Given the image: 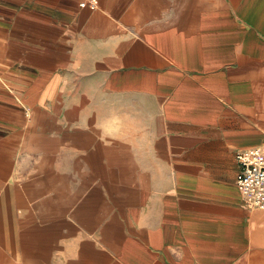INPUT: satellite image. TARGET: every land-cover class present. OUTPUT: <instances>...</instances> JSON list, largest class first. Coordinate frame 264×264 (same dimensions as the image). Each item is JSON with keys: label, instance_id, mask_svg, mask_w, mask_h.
Here are the masks:
<instances>
[{"label": "crops", "instance_id": "0c3cea01", "mask_svg": "<svg viewBox=\"0 0 264 264\" xmlns=\"http://www.w3.org/2000/svg\"><path fill=\"white\" fill-rule=\"evenodd\" d=\"M88 2L0 0V264H264V0Z\"/></svg>", "mask_w": 264, "mask_h": 264}, {"label": "built area", "instance_id": "2783aa9c", "mask_svg": "<svg viewBox=\"0 0 264 264\" xmlns=\"http://www.w3.org/2000/svg\"><path fill=\"white\" fill-rule=\"evenodd\" d=\"M94 0H89L92 5ZM84 2L81 3L83 5ZM238 173L235 184L249 208H264V148L249 147L235 153Z\"/></svg>", "mask_w": 264, "mask_h": 264}]
</instances>
